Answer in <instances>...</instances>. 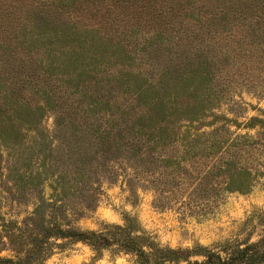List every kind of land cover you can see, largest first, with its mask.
Listing matches in <instances>:
<instances>
[{"label":"trees","instance_id":"16d2710c","mask_svg":"<svg viewBox=\"0 0 264 264\" xmlns=\"http://www.w3.org/2000/svg\"><path fill=\"white\" fill-rule=\"evenodd\" d=\"M242 37L248 56L252 47L264 52V0H0V146L20 151L32 131L36 153L19 173L26 186L11 192L31 209L20 219L0 215V264H42L76 241L95 258L103 249L130 253L131 264H264L262 215L256 238L217 248L159 245L129 216L101 229L59 219L92 158L103 171L125 162L131 179L153 170L148 184L171 195L182 188V204L209 207L220 191H248L262 173L252 154L264 131L231 132L226 123L262 129L264 116L215 111L221 98L237 103L229 87L247 72ZM46 109L49 148L38 124ZM200 122L211 127L199 130ZM57 140L75 168L67 166L70 177L47 169Z\"/></svg>","mask_w":264,"mask_h":264},{"label":"rangeland","instance_id":"374dc122","mask_svg":"<svg viewBox=\"0 0 264 264\" xmlns=\"http://www.w3.org/2000/svg\"><path fill=\"white\" fill-rule=\"evenodd\" d=\"M237 38L238 36L235 39ZM243 39L244 37L238 44L241 55L239 69L241 71L245 65L247 72L232 81L233 86L229 87L230 98L237 103L232 104L221 98L216 102L218 107L215 108L216 112H224L238 121L246 120L250 115L264 116V52L260 51L259 46L252 47L255 52L248 56L247 48L242 49L247 44ZM37 85L43 84L37 80ZM36 98L39 99V96L34 95L32 99ZM53 118V110L46 109L38 123L48 148L55 133ZM202 123L204 122L198 125L199 130L211 127ZM216 124H219L218 120L213 125ZM226 125L231 132L236 133L247 132L254 135L259 130L264 131V127L261 129L257 124L250 128L241 125L235 127L228 121ZM32 133L27 131L22 135L18 144L20 151L12 152V149L8 151L0 146V215L4 218L20 219L32 206L30 200L18 201L11 197L15 183L26 186L19 173L25 171L27 162L36 157V153L29 146ZM58 142L59 140L53 141L47 169L55 173L63 170L59 172L70 177L73 175L71 169L75 168H71L72 164H68L66 157L61 154L60 147H57ZM259 147L260 153L257 155V152H253L252 155L261 162L257 167L262 173L254 177L250 189L246 192L220 191V195L209 202V207L200 203L197 206L180 203L184 196L182 188L172 195L157 193L145 179L153 174V170L138 172L140 176L131 179V169L125 162L109 164L110 167L103 171L94 164L93 158L89 159L83 165V179L71 185L73 196L60 209V213L65 216H59V219L82 229H101L104 223L122 224L125 217L129 216L159 245L170 247H192L200 244L217 248L226 240H243L247 237L254 239L262 227L261 215L264 217V145L258 146L256 151ZM53 157L58 160L54 161ZM67 166L71 168L68 171ZM147 166L151 168L146 163L145 167ZM79 169L82 170V167ZM48 181L44 183L45 193L50 192ZM185 189L188 190V186L183 190ZM131 258L130 253L107 249H103L100 256L95 258L87 244L76 241L64 248L55 249L42 264H131Z\"/></svg>","mask_w":264,"mask_h":264}]
</instances>
